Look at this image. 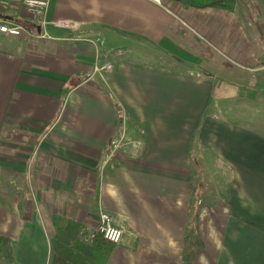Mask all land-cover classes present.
Instances as JSON below:
<instances>
[{"label": "crops", "instance_id": "0c3cea01", "mask_svg": "<svg viewBox=\"0 0 264 264\" xmlns=\"http://www.w3.org/2000/svg\"><path fill=\"white\" fill-rule=\"evenodd\" d=\"M43 1L42 37L0 13L27 28L0 37V264H264V135L241 124L264 107V0ZM102 213L125 230L108 253L82 240Z\"/></svg>", "mask_w": 264, "mask_h": 264}, {"label": "built area", "instance_id": "2783aa9c", "mask_svg": "<svg viewBox=\"0 0 264 264\" xmlns=\"http://www.w3.org/2000/svg\"><path fill=\"white\" fill-rule=\"evenodd\" d=\"M158 4L161 5V0H155ZM23 6L28 14L31 17V20L36 29L38 27L42 29L46 28V8L47 2L43 0H0V8L3 10H10L15 8H20ZM68 27V26H66ZM25 33H27V28L20 24H15L7 19L0 20V37H12L20 38ZM43 32L39 35L42 37ZM47 36V34H45ZM122 53V52H120ZM112 65L100 66L98 63L94 66V74H102V72L112 70ZM103 235V238L113 245H119L123 242L125 230L121 227H118L115 224L114 218L107 213H102L100 215V224L97 228L94 229H85L82 233V240L85 243L92 244L97 235Z\"/></svg>", "mask_w": 264, "mask_h": 264}, {"label": "trees", "instance_id": "16d2710c", "mask_svg": "<svg viewBox=\"0 0 264 264\" xmlns=\"http://www.w3.org/2000/svg\"><path fill=\"white\" fill-rule=\"evenodd\" d=\"M162 1H171V2H176L181 5H183L185 8H195V9H207V8H219V9H227L228 5H230V2H235V0H162ZM2 17V16H1ZM4 17V16H3ZM23 25L32 28L35 30V26L29 23H24ZM191 218V223H190V228L188 230V235L194 239V245H192V250L191 254L188 255L186 251V260L191 261L192 258L194 257V252L195 248L198 247H203V244L200 243L197 245L198 242V228H199V213L198 211L192 214H190ZM93 249L97 251L98 253H108L111 252L115 245L109 243L103 238V235L98 234L97 238L95 241L92 243ZM58 246L55 247L54 250V255L52 258L51 264H70L69 261V256L70 252L66 247H62L60 249L57 248Z\"/></svg>", "mask_w": 264, "mask_h": 264}, {"label": "rangeland", "instance_id": "374dc122", "mask_svg": "<svg viewBox=\"0 0 264 264\" xmlns=\"http://www.w3.org/2000/svg\"><path fill=\"white\" fill-rule=\"evenodd\" d=\"M162 1V0H161ZM163 2V1H162ZM231 4H234L235 2H230ZM2 10L3 9H1L0 8V13L2 12ZM10 11V8L9 9H7V10H3V12L4 13H7V12H9ZM3 18H1V15H0V20H2ZM32 29V28H31ZM120 52V51H119ZM124 57H127V56H124ZM137 61H139V58H137L136 59ZM255 76V77H254ZM257 77V75L256 74H254L253 73V75H252V80L253 81H255L256 78ZM237 101H239L238 103H236V104H241V99H238ZM264 102V101H263ZM253 104V105H252ZM251 105L249 104V108H248V111H249V114H248V119H245L244 118V121L243 122H241V124H245V125H247V126H249V127H251L252 129H254L255 131H257V132H260V133H262L263 135H264V107H261V108H258V107H255L254 108V103H252ZM246 106H248V105H246ZM253 106V107H252ZM255 111H258V112H255ZM233 115H235V113L233 114ZM232 119H234V117H232ZM120 139V138H119ZM117 140L116 139V146L118 147L119 146V149H123L125 146H128L129 145V142H131L130 143V146H138V144H137V142H134V143H132V141L130 140V141H124V142H120V140ZM124 145V147H121V146H123ZM114 147V146H113ZM207 173H209L210 174V172H208V170H204V171H200L199 172V180H200V183H199V181H197V188H199L200 189V193H202L203 192V189L204 188H207V187H209L208 188V190L209 189H211V186L212 185H210V183H209V181H212V179H211V176L212 175H208L207 176ZM214 174V173H213ZM212 178H213V176H212ZM198 190V189H197ZM208 195H206V198H205V196L204 195H202V199L203 200H208V198H209V200L210 199H213V197H207ZM192 248V245H189L188 247H187V253H188V255L189 254H191V249Z\"/></svg>", "mask_w": 264, "mask_h": 264}, {"label": "water", "instance_id": "95a60500", "mask_svg": "<svg viewBox=\"0 0 264 264\" xmlns=\"http://www.w3.org/2000/svg\"><path fill=\"white\" fill-rule=\"evenodd\" d=\"M42 30L40 27H38V34H41Z\"/></svg>", "mask_w": 264, "mask_h": 264}]
</instances>
